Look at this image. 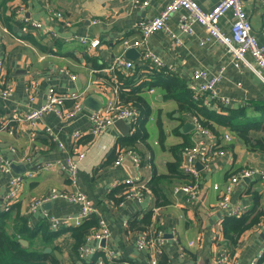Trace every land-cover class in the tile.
Masks as SVG:
<instances>
[{"label":"crops","instance_id":"obj_1","mask_svg":"<svg viewBox=\"0 0 264 264\" xmlns=\"http://www.w3.org/2000/svg\"><path fill=\"white\" fill-rule=\"evenodd\" d=\"M169 1L148 0L146 6L133 7L125 0H0L2 77L12 85L10 97H0V156L11 162L9 173L0 172V212L6 211L9 216L6 220L9 232L15 230V216L26 220V227L33 236L19 237V240L26 241L24 246L50 253L58 264H111L98 258L104 248L113 252L116 261L148 264L150 249H138L135 244L137 236L143 231L128 227L129 221L140 219L146 213H152V223L145 232L152 236L153 229L157 228L165 238L158 264H246L262 252L260 264H264V223L245 229L235 242L226 238L222 233V219L228 214L218 207L220 192L214 189V186L225 184L231 174L243 167L254 168L259 173L264 170V146L257 143L261 141L264 144V70L258 73L247 65L236 67L225 46L214 40L201 43L200 40L206 38L204 26L192 21L186 9H177L167 21L169 30L180 43H176L171 34L164 30H157L139 47H129L136 49L134 58L126 55L127 49L124 50V56L132 60L134 69L137 67L143 74L145 68L140 71L144 65L140 53L143 48L153 51L165 66L172 68L169 73L189 85V90L193 70L206 68L214 73L223 67L222 77L213 89L214 99L228 107L246 108L245 120L251 124L248 134L253 147L243 143L228 126L213 124L211 130L225 151L209 161L208 167L199 161L194 163L200 190L198 199L188 203L183 192H173L175 185L194 180L189 174L182 176L181 146L198 141L209 142V138L198 134L194 125L192 128L184 127L187 122L193 124V113L184 102L185 96L179 95L180 90L173 92L175 96L168 97L159 84L151 87L153 92L149 88L143 90L150 106V113L145 120L146 136L131 146L140 156L139 166H135L129 158H124L118 165L113 164L119 153L127 148L119 146L118 139L133 133L134 120H125L128 126L126 133H122L121 126L114 123L95 137L89 133L88 113L93 107H87L84 99L94 94L101 103L98 109L103 106L106 97L117 87L115 72L107 69L112 58L123 52L120 44L122 38L138 39L139 24L158 15ZM194 1L205 11L217 2ZM242 1L252 33L258 43L264 45V4L261 0ZM14 7L15 18L12 13ZM55 10L61 12L69 24L52 17L51 11ZM4 17L8 18L5 22ZM24 18L39 21L43 27L26 28L22 22ZM183 18L192 21L191 34L180 27ZM232 20V12L227 11L220 17V29L229 33ZM69 36L98 38L100 44L90 47L79 43L77 39L65 40ZM246 58L252 61L249 53ZM121 71L131 75L129 70ZM27 86L33 93L32 101ZM87 86H90L89 93L82 99L85 108L75 116L59 118L55 113L48 112L32 125L21 118L31 108L44 102L49 87L70 93L84 91ZM201 99L203 104L209 106L214 100L210 99L208 92L203 93ZM72 104V99L64 102L66 108ZM212 109L217 110L218 107L213 104ZM46 126L53 130L55 141L46 133ZM75 133L80 134L76 142L73 141ZM226 133L232 136L231 140L224 139ZM77 149L85 151V157L79 164L77 183L73 186L68 173L57 167L56 162L64 163L66 157ZM124 160L132 163L135 177L145 184L154 172L168 174L167 162L180 161L177 168L179 173H170V179L159 183L166 204L157 205L156 201H162L163 197L158 200L148 188L139 199L124 198L116 202L122 192L121 184L131 178L130 165ZM44 163H51L52 166L37 171L32 177H26L17 199L9 202L7 193L10 176L24 174ZM76 190L86 194L88 204L94 209L92 213L98 220H104L110 233L104 246H101L100 240H91L90 244L96 252L91 261L80 260L71 251L74 238L69 227L54 229L49 219L44 217V213L55 216L77 213L79 204L58 197L47 200L35 211L29 210L30 202L36 198L48 196L52 192ZM230 203L239 204L243 208L241 214H249L250 217L264 212V178L256 173L239 181L234 186ZM48 232L50 237H46ZM45 248H51V251H44ZM54 250L61 254V262ZM221 251L226 253L225 262L216 261Z\"/></svg>","mask_w":264,"mask_h":264},{"label":"built area","instance_id":"obj_2","mask_svg":"<svg viewBox=\"0 0 264 264\" xmlns=\"http://www.w3.org/2000/svg\"><path fill=\"white\" fill-rule=\"evenodd\" d=\"M129 2L133 7L146 6L148 0H125ZM264 4V0H261ZM184 8L188 11V16L192 21H196L204 26L206 32V38L201 39V43L207 40H214L215 42L225 46L227 51L231 54V59L236 67L241 65H247L251 69L260 73L264 70V45L258 43L256 37L252 33L251 24L248 15L243 9L242 0H217V2L207 11L203 10L194 0H170L158 13V15L139 24L140 36L138 39H130L129 37H123L120 44L123 52L115 55L112 58L111 64L108 67V71L114 72L116 70H129L133 68L134 62L124 56V50L131 46L139 47L142 43L146 42L147 38L157 30H164L171 37L174 38L176 43L180 41L169 30L167 21L172 13L177 9ZM227 11L232 12L233 20L230 25L229 33L223 32L219 27L220 17ZM51 16L64 21L63 14L59 11H51ZM183 18L180 27L187 33H192L191 22ZM22 22L26 28H42V23L29 18L22 19ZM66 24H69L66 20ZM77 41L81 44L88 45L90 47H97L100 44L98 38H88L87 36H69L65 40ZM250 54L252 61L246 58V54ZM141 58L144 65L157 68H165L170 71V66H165L161 59L151 50L143 48L141 51ZM258 68H256V67ZM3 66L0 59V97L7 99L11 95L12 85L3 79ZM223 73V67H220L216 72L210 73L206 68H197L192 71L191 79V91L192 98L199 99L203 93L208 92L210 99L215 98L213 89L217 82L220 81ZM75 76H72L74 78ZM87 86L84 91L81 92H60L54 87H49L46 90L45 100L37 107L31 108L28 112L22 115V119L28 121L29 124H35V122L43 117L48 112L55 113L59 118H69L75 116L78 112L82 111L85 107L82 102L84 96L89 92ZM26 90L30 92L29 99H34L33 93H31L30 86L26 87ZM150 92H153V88H149ZM67 99H72L73 104L70 108L64 106V102ZM138 112L131 106L122 105L118 98L117 89L114 88V92L107 96L103 106L100 109H92L88 113L89 118V133L95 137L108 126L112 125L116 120H134L137 118ZM20 119V118H19ZM192 122L194 128L198 134H202L209 138V142L198 141L190 144H186L182 147V171L194 177V180L185 183L177 184L173 187V192H183L185 194V200L188 203H193L198 199L200 184L197 179L198 171L194 167L196 161L201 162L204 167L209 166L215 156L224 154V147L218 138L202 123V117L194 114L192 115ZM5 126V125H4ZM46 133L52 140H56L53 130L46 126ZM79 133L74 134V142L77 141ZM225 140H231L232 136L228 133L224 134ZM59 146H63L61 142H57ZM85 157V151L76 150L72 155L66 157L65 162L57 161V167L65 170L68 173L70 184L76 186L78 178V169L80 162ZM124 158H129L135 166L141 164L140 156L133 150L126 148L119 153L117 159L114 161V165H118ZM11 162L0 156V172L9 173L11 171ZM52 166L51 163H44L37 166L34 170H27L24 174H13L8 180V193L7 198L9 202L16 200L21 188V184L26 177L34 176L37 171L47 170ZM256 173L260 174L264 178V170L259 171L254 168L243 167L236 173L229 176L228 181L222 186H214V189L219 190V198L217 205L219 208L226 210L228 215L238 216L243 212V208L239 204L231 205L230 198L233 192L234 186L245 178H250ZM126 183L131 184V188L126 192L125 198H141L147 187L137 177L128 178ZM62 197L68 199L71 202L79 204L77 213H71L64 216H55L44 213V217L49 219L50 225L54 229H58L61 226H76L79 225L81 220L88 214L92 213L94 209L87 202V196L83 191L73 192H52L48 196L39 197L32 200L29 204V210L35 211L38 207L42 206L47 200ZM110 233L104 222V220H98V228L92 230L86 237L85 243L82 244L77 252V257L83 261H91L96 256V252L90 244L92 239L102 240L107 239ZM165 243L164 235L161 231H157L152 236H149L147 232L143 231L135 240V244L138 249L148 248L151 251L148 264H158V255L163 252V246ZM263 252L251 258L246 264H257L258 260L262 257ZM98 258L109 261L111 264H129L127 261H116L113 252L109 249L103 250L102 254L98 255ZM217 262L226 261L225 251L220 252V257L217 258Z\"/></svg>","mask_w":264,"mask_h":264},{"label":"trees","instance_id":"obj_3","mask_svg":"<svg viewBox=\"0 0 264 264\" xmlns=\"http://www.w3.org/2000/svg\"><path fill=\"white\" fill-rule=\"evenodd\" d=\"M15 9L16 7H14V11L12 12L14 18ZM10 15L12 16V14ZM10 15L8 16L9 18L11 17ZM7 19V17H4V22ZM134 66L133 68L129 69L131 75L121 70L114 71L117 79V94L121 104L131 106L138 112V116L134 119L132 124L134 127L133 133L128 137L119 138V146H126L129 149H133L131 146H133L137 140L145 138V120L147 115L150 113V106L148 100L143 94V90L159 84L165 89L166 97L175 96L173 92L180 90L181 93L179 95L183 94L185 96L186 99L184 102L187 104L188 109L192 111L193 115L196 114L202 117L203 125L207 127L213 134L214 132L211 130V128L213 129V124L228 126L230 130L233 131L240 140H242L243 143H245L250 148L253 147L251 140L252 138L248 134L251 124L245 120V107H228L216 99L211 101L210 106L203 104L201 96L199 99H193L191 87L189 90V85L186 82L182 81L174 74L169 73L167 69L143 65L140 71L145 68V72L141 74L137 67L134 69ZM213 104L218 107V111L212 109ZM218 141L220 140L218 139ZM257 143H260V145L264 146L261 141H258ZM184 145L186 144H183L181 149ZM179 165V160L167 162L166 167L168 174H156V172H154L149 182L147 184L144 183L145 186L155 194L158 200L161 199V196L163 197L162 201H156L157 205H163L167 202L163 193H161L162 190L159 187V183L166 178L170 179V173L178 174L179 172L177 168ZM179 176L181 177V174H179ZM182 176L186 177L187 174L185 175L183 173ZM121 185L122 192L119 196V200L116 202L122 201L126 196V192L131 188V184L126 182ZM8 217L9 216L7 215L6 211L0 212V264H58L54 256L50 253H44L42 249H37L36 247L24 246L19 241V237L24 236L29 238L33 236L26 227V220H24L22 217L15 216L13 218L15 230L13 232H9L6 221ZM151 223L152 213H146L140 219L135 218L134 220L129 221L128 227L129 229L146 231ZM262 223H264V212L262 211L251 217L249 214H241L238 216L227 215L222 219V233L226 238L235 242L242 231ZM96 228H98V218L93 213L86 215L81 220L79 225L69 226L68 229L74 238V244L71 248V251L77 254L79 247L85 243L87 235ZM157 231H159V229H153V234H155ZM55 232L57 233L58 230ZM49 234L50 232H48L46 237H50ZM260 259L258 260L257 264L261 263L262 259Z\"/></svg>","mask_w":264,"mask_h":264},{"label":"water","instance_id":"obj_4","mask_svg":"<svg viewBox=\"0 0 264 264\" xmlns=\"http://www.w3.org/2000/svg\"><path fill=\"white\" fill-rule=\"evenodd\" d=\"M134 52L136 53V49H135V48H129V49H127V51H126V55H127L128 57H130V58H134V57H135V56H133ZM95 100H97V102H96ZM84 104H85L87 107L92 106V107H93L92 109H96V110H97V109L100 107V105H101L99 98L95 97L94 94H91V95L86 96V98L84 99ZM114 124H115L116 126H121V132H122V133H126V132H127V130H128V126L125 124V120H121V119L116 120V121L114 122ZM184 127H185V128H190V127L192 128V127H193V124L187 122V123L184 124ZM237 140H238V139H237ZM238 141H239V140H238ZM124 163H129V165H130V170H131L130 175H131V178H134V177H135V172H134V168H133L132 163H130L128 160H124ZM19 241H20L22 244H25V245H26V241H25V240L20 239ZM104 244H105V239H102V240H101V246H104ZM44 251H51V248H45ZM53 252H54V254L56 255L57 259L61 262V254H60L57 250H54Z\"/></svg>","mask_w":264,"mask_h":264}]
</instances>
